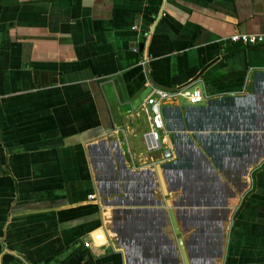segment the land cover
Here are the masks:
<instances>
[{
  "label": "crops",
  "instance_id": "0c3cea01",
  "mask_svg": "<svg viewBox=\"0 0 264 264\" xmlns=\"http://www.w3.org/2000/svg\"><path fill=\"white\" fill-rule=\"evenodd\" d=\"M236 35L264 0H0V264H264V44ZM181 88L212 98L164 103L160 162L146 101Z\"/></svg>",
  "mask_w": 264,
  "mask_h": 264
},
{
  "label": "built area",
  "instance_id": "2783aa9c",
  "mask_svg": "<svg viewBox=\"0 0 264 264\" xmlns=\"http://www.w3.org/2000/svg\"><path fill=\"white\" fill-rule=\"evenodd\" d=\"M228 42L233 45L250 48L262 46L264 44L262 37L251 35H236L229 38ZM175 98L183 99L190 106H196L210 100L212 95L204 91L189 88L173 90L156 89L153 91V97L146 101V113L149 117L150 126L148 131L144 134L143 140L147 154H161L160 162H167L172 157L169 150L162 148V132L164 128L162 109L166 101ZM89 199L94 200L92 197Z\"/></svg>",
  "mask_w": 264,
  "mask_h": 264
},
{
  "label": "trees",
  "instance_id": "16d2710c",
  "mask_svg": "<svg viewBox=\"0 0 264 264\" xmlns=\"http://www.w3.org/2000/svg\"><path fill=\"white\" fill-rule=\"evenodd\" d=\"M241 47H233L229 53H227V57L233 55L234 53L238 52V51H241Z\"/></svg>",
  "mask_w": 264,
  "mask_h": 264
}]
</instances>
